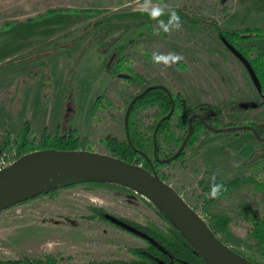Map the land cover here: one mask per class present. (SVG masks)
Instances as JSON below:
<instances>
[{
	"label": "rangeland",
	"instance_id": "374dc122",
	"mask_svg": "<svg viewBox=\"0 0 264 264\" xmlns=\"http://www.w3.org/2000/svg\"><path fill=\"white\" fill-rule=\"evenodd\" d=\"M155 7L180 8L195 19L179 18L180 29L167 33L159 22L167 24L169 19H116L91 25L113 13ZM145 23L149 27L132 39ZM245 27L261 28L263 38L239 44L263 48L264 0H0V149L6 139L11 143L23 131L28 133L27 140L36 143L41 136L74 129L77 149L109 154L108 136L125 139L124 114L130 98L152 84L179 91L189 116L196 106L209 103L227 106L223 115L236 126L263 125L264 108L256 103V82L232 44L233 33ZM129 39L132 42L127 43ZM119 47L125 66L142 81H128L129 77H120L127 72H115L113 58ZM154 53L182 59L153 62ZM98 97L101 106L96 109ZM155 109L146 108L137 115L141 130L152 122ZM206 134L192 141L183 156L157 168L202 216V200L207 195L200 180L227 181L248 174L264 177V141L249 130ZM247 143L253 147L252 156L241 154ZM5 149L21 156L16 147ZM68 180H77L71 167L50 174L31 193L49 182L61 186ZM131 190L78 182L2 210L0 262L47 255L61 264L138 260L135 250L146 248L147 242L91 216L90 209L166 228L161 210ZM250 204L264 216V198L251 197ZM250 227L233 219L229 243L255 256L247 243Z\"/></svg>",
	"mask_w": 264,
	"mask_h": 264
},
{
	"label": "trees",
	"instance_id": "16d2710c",
	"mask_svg": "<svg viewBox=\"0 0 264 264\" xmlns=\"http://www.w3.org/2000/svg\"><path fill=\"white\" fill-rule=\"evenodd\" d=\"M94 12L97 13L100 11L95 10ZM146 20L150 21L149 19ZM99 23V21L93 20L91 25ZM212 23L218 26L215 21H212ZM233 34L234 37L232 36V44H234V46L237 47L239 52L244 56L248 65L255 74L257 80L256 89L260 94L256 103L260 107L264 108V47L259 48L254 44L242 47L239 42H235V40L239 41L241 38H244V41L240 40V42L243 43H249L252 39L254 40L256 38H263L261 28L245 27L241 31L237 33L234 32ZM130 42H132L131 39H129L127 43ZM122 50L123 48L119 47L113 58V61L116 64L115 72H127L129 75L128 81H142L140 75L135 74L131 68L125 66ZM135 95H133L130 100ZM171 99L174 102V111L168 119H165L160 124L157 130L156 155L161 159L172 156L188 132L187 121L189 115L187 113L184 98L179 91H170L169 93L160 88L149 90L142 97L138 98L131 107L128 117V131L132 146L128 143L126 136L124 140H117L114 136H108L107 144L110 150L109 154L130 163L140 164L147 169L153 167L157 172V168L162 164V162H157L155 160L152 133L156 122L170 110ZM100 100L101 97H98L95 103L96 109L101 106ZM155 106L156 109L152 113V122L149 123L145 130H141L139 128L137 115L140 114L141 110L153 108ZM225 109H227V106L223 105L216 106L213 104H200L196 106L193 113L199 112L201 114V119L194 118L192 120V134L184 149L188 147L197 137H206V133L213 132L214 130L212 128L221 129L225 127H235V123L228 121L224 117L223 112ZM172 121L174 122L173 124ZM251 125L255 128L258 137H264V124ZM24 126L25 130H27V123ZM240 129L241 128L231 129L225 132L237 133ZM27 134V132L23 131L22 134L18 136V139L13 140L11 143L8 139H6L0 150H2V148L16 147L18 154L23 155L25 153L43 148H78L79 138L76 136L74 129H70L68 132L62 134L56 133L54 136H41L40 140L36 143L32 140H27ZM184 149L177 158L183 156ZM240 150L241 154L245 153L247 156H252L254 153L253 147H251L249 143L246 145L244 144ZM157 174L162 180L166 181V178L163 175L158 172ZM262 174H264V168L262 170ZM78 182L102 185L116 189H122V187H125L131 190V188H128L121 183L68 180L67 183L62 184L61 186H51L47 190L37 192L25 200L33 199L42 194H50L60 187H67ZM213 183L222 185L220 194L216 198H212L210 195L211 185ZM199 185L205 195H207L204 196L202 200L203 204L201 206V211L211 230L220 238V240H222L239 255L254 264H264V216L258 215L250 204L251 197L261 196L264 198V177L258 178L252 174H248L227 181L218 177H211L206 180H200ZM193 208L195 209V207ZM90 209L92 210L91 216L99 217V219L137 235L147 242L148 245L146 248L135 250V253L139 255L138 260L132 261L129 264H208L162 211H160V213L167 223L166 228H161L155 224H136L134 221L110 215L97 207H91ZM233 219H240L251 225L247 233V243L248 247H251L257 255H246L230 245L229 242L232 241L233 237L230 230V222ZM0 264L61 263H59V259L55 256L47 255L40 258L23 257L18 260L0 262Z\"/></svg>",
	"mask_w": 264,
	"mask_h": 264
},
{
	"label": "water",
	"instance_id": "95a60500",
	"mask_svg": "<svg viewBox=\"0 0 264 264\" xmlns=\"http://www.w3.org/2000/svg\"><path fill=\"white\" fill-rule=\"evenodd\" d=\"M171 10L177 12L178 18L195 19L182 9L176 8L164 10L165 14L156 18L151 17L147 12L138 10L113 13L98 21L133 18L149 20L169 19L168 12ZM148 27V23L141 25L135 31L132 39L140 36ZM247 67L254 77L255 82H257L251 67L248 64ZM120 77L128 78L129 76L121 73ZM156 88L170 93V90L163 85H148L130 100L125 110L124 131L126 139L131 146L128 131V117L131 107L138 98L142 97L149 90ZM173 111L174 102L171 99L170 110L156 122L153 129V153L157 162L166 163L177 158L192 134V120L194 118H201L197 114L190 115L187 121L188 132L176 152L168 158L160 159L156 155L157 130L160 124L172 115ZM239 128H250L254 132V128L248 125L225 127L219 130L212 129L214 131L225 132ZM254 134L257 137L255 132ZM66 167H71L75 170V174L77 175V180L75 181L121 183L147 197L169 218L208 264H254L220 240L211 230L204 217L174 187L162 180L153 167L147 169L139 164L130 163L106 153L84 149L43 148L19 156L9 166L0 171V212L37 192L47 190L53 186L49 182L48 185L31 193L50 174Z\"/></svg>",
	"mask_w": 264,
	"mask_h": 264
},
{
	"label": "clouds",
	"instance_id": "9594fccd",
	"mask_svg": "<svg viewBox=\"0 0 264 264\" xmlns=\"http://www.w3.org/2000/svg\"><path fill=\"white\" fill-rule=\"evenodd\" d=\"M140 10L142 12H147L153 18L161 17L165 14L164 9H162L160 7H155V8H151V9L142 8ZM168 16H169L168 23L165 24L163 21H160L159 22V28L165 33L169 32L170 30H173V29L179 30L181 27V24L179 22L177 12L174 10H171L168 12ZM181 59H182V57L179 55H173L170 57H162L158 54H155V53L153 54V62L163 61L164 63L167 64L169 61H179ZM213 180H214V178H213ZM221 189H222L221 184L213 183L211 185V191H210L211 197L216 198L220 194Z\"/></svg>",
	"mask_w": 264,
	"mask_h": 264
},
{
	"label": "built area",
	"instance_id": "2783aa9c",
	"mask_svg": "<svg viewBox=\"0 0 264 264\" xmlns=\"http://www.w3.org/2000/svg\"><path fill=\"white\" fill-rule=\"evenodd\" d=\"M19 156L16 155L15 151H0V171L5 167L9 166L14 162Z\"/></svg>",
	"mask_w": 264,
	"mask_h": 264
},
{
	"label": "flooded vegetation",
	"instance_id": "af4514ba",
	"mask_svg": "<svg viewBox=\"0 0 264 264\" xmlns=\"http://www.w3.org/2000/svg\"><path fill=\"white\" fill-rule=\"evenodd\" d=\"M146 20V19H145ZM235 42H240V40L239 41H236L235 40ZM235 47V46H234ZM236 49H237V47H235ZM237 51H238V53L241 55V56H243L240 52H239V50L237 49ZM244 57V56H243ZM246 60V59H245ZM246 63H247V61H246ZM248 64V63H247ZM254 78V77H253ZM260 95V94H259ZM202 104H209V103H202ZM193 114H197V115H199L200 117H201V114L199 113V112H196V113H193ZM198 119H201V118H198ZM248 126H252V125H248ZM253 127V126H252ZM254 128V127H253ZM243 129H245V130H249L254 136H255V134H254V132L256 133V131H255V128H254V132L250 129V128H243ZM217 130H219V129H217ZM241 130V129H240ZM215 132H218V131H215ZM257 135V134H256ZM256 137V136H255ZM258 140H260V141H264V137H256Z\"/></svg>",
	"mask_w": 264,
	"mask_h": 264
}]
</instances>
